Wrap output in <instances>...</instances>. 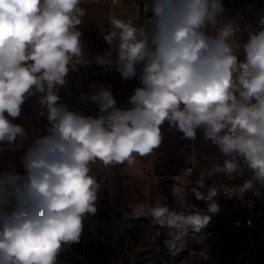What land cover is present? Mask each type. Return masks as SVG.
Wrapping results in <instances>:
<instances>
[{"label":"clouds","instance_id":"9594fccd","mask_svg":"<svg viewBox=\"0 0 264 264\" xmlns=\"http://www.w3.org/2000/svg\"><path fill=\"white\" fill-rule=\"evenodd\" d=\"M82 0H0V144L28 139L14 123L27 100L39 94L46 134L21 157V169L0 171V264H58L67 247L80 242L83 216L95 214L101 187L92 165H132L162 142L161 126L196 140L202 129L225 157L200 174L191 189L218 213L223 186L206 187L216 173L243 175L240 191L264 186V12L255 26L226 15L223 0H152L146 25L111 17L105 56L123 80L139 81L128 107L117 106L102 85L81 100L96 115L61 103L67 83L84 55ZM247 33L243 59L238 34ZM192 170L189 169V175ZM191 180L187 181L190 184ZM178 196L183 211L166 197L149 210L154 223L184 234L199 232L211 217Z\"/></svg>","mask_w":264,"mask_h":264},{"label":"rangeland","instance_id":"374dc122","mask_svg":"<svg viewBox=\"0 0 264 264\" xmlns=\"http://www.w3.org/2000/svg\"><path fill=\"white\" fill-rule=\"evenodd\" d=\"M246 39L247 34L237 36L240 47L236 49V54L241 60L244 56L242 45ZM96 55L91 53L84 56V63L77 65L81 78L76 87L84 95L97 91L100 85L110 88L114 98L128 107V98L134 88L140 86L138 80H123L106 58L96 59ZM87 57L93 60L89 61ZM20 148L19 144L10 148L0 145V171L6 170L9 165L22 171ZM194 151L197 179L214 165H222L225 159L222 153L212 154L197 147H194ZM155 156H136L141 160L140 167L145 174L150 172L152 157L156 162ZM131 166L127 162L108 167L101 162L92 165L101 185L96 202L97 211L83 216L80 242L61 252L58 264H264V207L259 210L255 225L250 229H237L227 224L199 236L181 233L173 241L164 242V239L155 237L148 221L134 217L130 208L120 202L125 189L137 188L136 180L129 172L133 168ZM158 181V177L153 179V189H158ZM231 183V178L223 173H216L205 180L207 186ZM110 186L114 187L117 194L113 206L108 203ZM157 196L154 193L152 203L133 204L155 205ZM164 248L168 249L169 258L163 253Z\"/></svg>","mask_w":264,"mask_h":264},{"label":"built area","instance_id":"2783aa9c","mask_svg":"<svg viewBox=\"0 0 264 264\" xmlns=\"http://www.w3.org/2000/svg\"><path fill=\"white\" fill-rule=\"evenodd\" d=\"M107 1L112 5H127L129 9L137 15V20L139 22L147 24L152 18L151 4L152 0H99ZM226 15L228 17L237 19L242 26L253 25L255 26L257 20L259 19L262 12H264V0H223ZM240 34H247L241 32ZM84 63V56L78 65ZM196 152L193 151L187 158V164L182 169L179 176L175 177V184L173 185L172 191V202L167 204V206L176 211H183L181 202L178 200V196L182 195L183 191L185 193L184 200L189 206H195L200 209L204 214L211 217L209 223L200 229L199 232H195L189 229L187 232L192 236H199L205 234L208 230H214L222 225H230L237 229H250L254 227L256 217L259 210L264 207V186H254L253 190L241 192L240 189L242 185L237 184H225L217 185L223 186L226 189H230L232 196L225 194L224 190L221 188L215 201L219 204L220 210L218 213H208L207 203L203 200H198L192 193L191 189L196 187L195 181L197 180L196 174ZM189 169L192 170V174L189 175ZM191 180L190 184H187L188 180ZM206 186L201 191H207ZM160 201V200H158ZM154 205L147 206H134L129 207L130 212L134 214L136 218H142L148 221L150 226L155 232V237L159 239H164V242L173 241L176 235L178 236L182 232L176 229H170L167 227L160 226L153 222L152 217L149 214L150 208Z\"/></svg>","mask_w":264,"mask_h":264},{"label":"trees","instance_id":"16d2710c","mask_svg":"<svg viewBox=\"0 0 264 264\" xmlns=\"http://www.w3.org/2000/svg\"><path fill=\"white\" fill-rule=\"evenodd\" d=\"M82 32H85L99 54L106 58L105 54L111 47L101 30L93 29L86 25L78 26ZM112 54L115 55V48H112ZM107 59V58H106ZM81 78L80 73L76 71H70L68 77V83L65 86L59 88V95L61 96V103L67 104L69 109L83 112L85 115H96L97 108L91 101L83 102L81 100V92L76 86L79 84ZM139 84V81H138ZM39 94L31 97L25 102L22 107L21 116L14 121L24 126L28 139L20 145L19 161L28 145L36 137L46 134L47 118L46 114L41 115V105L38 103ZM117 106L127 107L117 101ZM161 134L163 136L160 146L151 154L156 155L155 162V175L159 178L158 181V199L161 201L166 197V204L172 202L173 185L175 184V177L179 176L182 169L187 164V158L192 153L193 147H197L206 152L215 154L220 151L218 148L206 140L203 135V130H197L196 140L185 139L183 134L173 128H170L167 123L161 126ZM2 147L10 148L12 145L0 144ZM251 179V173L245 171L243 175H234L231 177V184L243 185L246 180ZM207 186V185H206ZM255 186H262L258 183ZM163 253L169 258L168 249L164 248Z\"/></svg>","mask_w":264,"mask_h":264},{"label":"crops","instance_id":"0c3cea01","mask_svg":"<svg viewBox=\"0 0 264 264\" xmlns=\"http://www.w3.org/2000/svg\"><path fill=\"white\" fill-rule=\"evenodd\" d=\"M81 7L85 9V16L82 18V25L89 26L93 29L101 30L104 37L106 38L110 35L113 30L110 24L111 17L115 16L116 18L129 20L131 19L136 26L145 25V23L139 22L137 20V15L132 12L127 5H112L107 1L99 0H82ZM82 41L84 43V55L87 56L89 53L97 54L96 59L102 57L94 44L90 40L89 36L82 32ZM117 41L111 43L112 48H116ZM156 157V156H155ZM141 160L135 158L134 163L132 164L133 168L129 169L130 174L135 180V189H125V192L121 194L120 202L123 206L134 207L133 203H142L149 204L152 203V197L154 193L157 195L159 189H153V179L157 178L155 175V158L152 157L150 164L149 174H145L143 169L140 167ZM131 166V167H132ZM114 187L110 186L108 189V203L113 206L115 201L114 197L117 195L113 189ZM158 196L156 203L158 202ZM130 203V204H128ZM155 203V204H156Z\"/></svg>","mask_w":264,"mask_h":264},{"label":"bare ground","instance_id":"6f19581e","mask_svg":"<svg viewBox=\"0 0 264 264\" xmlns=\"http://www.w3.org/2000/svg\"><path fill=\"white\" fill-rule=\"evenodd\" d=\"M88 55H91V53H89ZM87 59H89V61H90V60H93V59H92V58H90V57H87Z\"/></svg>","mask_w":264,"mask_h":264},{"label":"water","instance_id":"95a60500","mask_svg":"<svg viewBox=\"0 0 264 264\" xmlns=\"http://www.w3.org/2000/svg\"><path fill=\"white\" fill-rule=\"evenodd\" d=\"M89 93L87 92L86 95H88Z\"/></svg>","mask_w":264,"mask_h":264}]
</instances>
